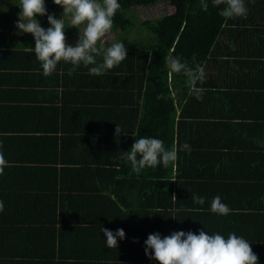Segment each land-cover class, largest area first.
<instances>
[{
  "label": "trees",
  "instance_id": "obj_1",
  "mask_svg": "<svg viewBox=\"0 0 264 264\" xmlns=\"http://www.w3.org/2000/svg\"><path fill=\"white\" fill-rule=\"evenodd\" d=\"M162 1L172 4L175 11L135 23L131 15L135 7H148ZM206 2L208 10L203 11L201 0H118L120 8L112 26L113 31L117 30L114 31L116 36H110L106 48L114 42H123L128 56L99 76L90 75L89 68L82 64L69 76L72 65L61 60L51 75L41 78L47 90L51 87L47 97L50 105L40 106L36 103L43 99L34 98L30 103L36 105L26 106L21 105L25 101L22 98L38 94L36 85L31 82L17 87L24 89L20 93L24 96L20 97L17 88L10 89L8 78L21 81L23 76L32 78L36 70L43 72V69L34 49L24 48L20 42V35L25 34L17 28L20 0H0V123L6 124V118L15 124L21 120L28 123L33 112L40 109L39 127L33 129L43 134L33 136L28 132V136L30 141L40 140L35 143L37 151L45 145L53 148L55 158L46 161L58 160L59 151L64 161L68 150L76 148L83 164L91 163L101 171L111 163L119 167L120 175L130 178L127 187L139 198L148 200L153 191H164L159 194V200L161 206L168 209L178 202H173L165 192L170 189L167 179L174 166L146 167L139 174L133 172L123 154L130 150L135 139L154 137L162 140L166 149L175 144L178 148L176 163L193 168L197 166L196 153L200 157L205 143L182 136L184 125L203 128L212 121H219L213 119L229 116L232 107L240 106L253 124L264 129V85L255 71V64L264 60V34L261 33L264 32V0H245L247 17L231 19L220 16L211 0ZM45 7L47 14L59 19L53 0H45ZM47 14L36 17L41 18L45 29L50 27ZM66 33L68 38L77 35ZM100 43L97 47L106 49ZM169 55L186 61L189 66L199 64L203 68L206 79L198 84L204 89L202 99L189 94L183 73L169 76L165 63ZM101 59L97 57V62ZM66 74L68 81H64ZM157 96L163 98L157 99ZM209 96L215 100H209ZM15 98L19 102H14ZM117 125L122 130L119 135L115 132ZM0 129L16 128L0 126ZM185 143L190 145V151L182 148ZM0 201L6 203L1 194ZM6 208L8 204L4 210ZM13 224L0 223V247L4 250L9 248L10 231H18L12 228ZM162 226L163 223L155 224L148 230L160 232ZM2 261L5 262L4 258L0 261L4 264Z\"/></svg>",
  "mask_w": 264,
  "mask_h": 264
},
{
  "label": "crops",
  "instance_id": "obj_2",
  "mask_svg": "<svg viewBox=\"0 0 264 264\" xmlns=\"http://www.w3.org/2000/svg\"><path fill=\"white\" fill-rule=\"evenodd\" d=\"M66 38L72 46L79 40L78 35ZM20 42L24 48L35 47L30 33L20 35ZM100 46L106 44L101 42ZM256 70L264 85V60L255 64ZM31 77L23 76L21 81L9 77L10 89L33 82L38 94L23 97L20 93L24 89H16L25 99L21 105H50L47 97L51 87L47 90L42 83L43 72L36 70ZM34 98L43 100L30 103ZM39 110L33 112L28 123L21 120L15 124L9 118L6 124L0 123L1 127L16 128L0 129V153L8 162L0 175V194L6 202L4 207L9 206L0 211V223L12 222V228L19 231H10L9 248L0 247L4 264H159L152 258V250L145 253V241L155 233L148 228L159 223L163 226L156 233L161 238L176 231L219 233L225 239L234 233L250 243L258 264H264V129L253 124L240 106L232 107L229 116L213 119L219 121L203 128L184 125L182 136L204 141L205 145L200 157L196 153L197 166L174 165L167 179L170 189L165 192L178 202L168 209L159 200L164 191H153L148 200L139 198L127 187L130 178L120 175L119 167L111 163L101 171L91 163L83 164L76 148L68 150L64 161L61 151L58 160L46 161L55 158L53 148L45 145L37 151L35 143L40 140L30 141L28 136V132L33 136L43 134L33 129L39 127ZM193 196L204 197L205 203H194ZM216 196L230 208L228 215L211 212V201ZM101 228L113 233L123 229L125 236H117V247L108 248Z\"/></svg>",
  "mask_w": 264,
  "mask_h": 264
},
{
  "label": "clouds",
  "instance_id": "obj_3",
  "mask_svg": "<svg viewBox=\"0 0 264 264\" xmlns=\"http://www.w3.org/2000/svg\"><path fill=\"white\" fill-rule=\"evenodd\" d=\"M53 2L62 7L63 15L70 16V25L79 29V40L75 46L66 43L63 19L47 14L45 0H20L18 4L21 11L18 14L17 28L20 32L33 35L34 53L41 63L45 76L51 75L61 60L72 65L68 70L69 76L81 64L89 68L90 75L99 76L119 65L128 56L123 42H114L103 50L97 47L98 42H101L112 29L113 18L120 8L118 0H53ZM211 3L213 7L219 9V15L226 19L247 17L245 0H211ZM201 7L203 11L208 10L206 0H201ZM46 14L50 24L47 29L41 27L36 18L37 15ZM97 57L102 58L100 62H97ZM165 63L170 77L174 73H183L189 94L194 95L197 100L202 99L204 89L198 84H203L206 76L203 68L195 64V60H193L195 66L192 67L186 61L182 62L180 58L169 55ZM161 98L163 97L157 96V99ZM121 131L117 125L116 134L119 135ZM182 148L186 151L191 150L187 143ZM123 155L130 163L132 171L139 174L146 167L155 169L158 166L164 168L174 166L178 159V148L173 144L171 149H166L162 140L144 136L135 139L130 150ZM7 166L8 162L3 153H0V175ZM193 202L203 205L205 198L193 196ZM3 210L4 204L0 201V211ZM210 210L223 216L231 211L222 203L219 196L212 199ZM101 231L107 237L108 248H116V237L123 239L125 236L123 229H118L115 233L107 228H101ZM145 245L146 255L149 254V249L152 250V258L159 264H258V257L252 251L250 243L234 233H230L227 239L219 233L209 235L205 231H200L198 235L191 231L187 233L176 231L163 238L159 233H154L147 237Z\"/></svg>",
  "mask_w": 264,
  "mask_h": 264
},
{
  "label": "rangeland",
  "instance_id": "obj_4",
  "mask_svg": "<svg viewBox=\"0 0 264 264\" xmlns=\"http://www.w3.org/2000/svg\"><path fill=\"white\" fill-rule=\"evenodd\" d=\"M57 9H58L59 14H60L59 18H62L63 21H64L65 31H68L69 34H77L78 37H79V29L76 28L75 26H71L70 25V16L63 15V9H62L61 6L57 5ZM173 11H175V7L172 6V4H170L169 2H166V1L165 2L162 1V2H158V3L152 4V5L148 6V7L137 6V7H135V9H133L131 11V15L135 18V23L137 24L140 21L145 20L146 18L157 17V16H160V15H163V14H166V13H170V12H173ZM37 20L39 21L41 27H43V24L41 22V18L37 19ZM82 27H83V25L81 26V28ZM76 31H78V33H76ZM114 31H117V30H114ZM114 31H113V29H111V31L109 33H107L106 36L102 39V43L106 44V42L108 41L110 36L111 37L112 36L113 37L116 36ZM66 36H67V33H66ZM67 37H69V36H67ZM126 46H128V45H126Z\"/></svg>",
  "mask_w": 264,
  "mask_h": 264
}]
</instances>
